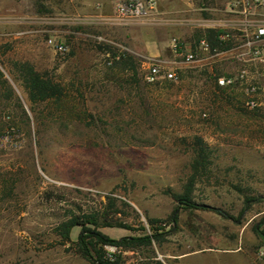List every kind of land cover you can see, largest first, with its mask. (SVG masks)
I'll list each match as a JSON object with an SVG mask.
<instances>
[{"label":"rangeland","instance_id":"1","mask_svg":"<svg viewBox=\"0 0 264 264\" xmlns=\"http://www.w3.org/2000/svg\"><path fill=\"white\" fill-rule=\"evenodd\" d=\"M202 1L225 6L231 0ZM262 2L249 3L258 20ZM112 3L0 2V264H97L77 245L60 243L55 227L62 220L96 213L113 223L99 227L110 237L150 233L147 219H167L177 205L172 195L189 186L197 207H178L176 223H159L160 244L104 249L121 264L153 258L176 264L173 255L205 249L223 264H239L229 256L237 246L244 264H264V106L243 104L248 83L264 84V62L251 59L242 28H229L228 48L208 51L197 46L208 27H183L167 30L164 39L170 47L179 38L196 59L174 57L175 81H148V66L159 61L146 50L144 33L155 25L111 24L105 17ZM49 37L68 51H55ZM123 51L133 57L134 79L114 64L113 54ZM15 61L47 73L65 96L31 102ZM243 67L247 82L222 84ZM193 135L208 145L210 164L190 184ZM245 197L256 199L245 203ZM80 229H71L73 241Z\"/></svg>","mask_w":264,"mask_h":264},{"label":"trees","instance_id":"2","mask_svg":"<svg viewBox=\"0 0 264 264\" xmlns=\"http://www.w3.org/2000/svg\"><path fill=\"white\" fill-rule=\"evenodd\" d=\"M224 30L222 28L209 27L206 28L200 37H204L209 42L210 48L226 49L228 45H223L224 41L219 39L220 34ZM113 60L115 65H120L122 69L131 70V77L137 75L133 57L127 53L119 52L113 54ZM15 70L18 72L24 86L27 90L28 97L31 102H41L47 99L60 100L65 96L66 91L64 86L59 82L54 81L47 73L40 72L35 69L34 65L29 61H15L13 62ZM2 76L0 72V77ZM5 86V81L2 82ZM191 147V168L192 173L189 178L190 184L194 183L198 177H202L209 171L210 164V149L206 142L200 135H193L192 142L189 143ZM190 187V186H189ZM187 187L182 194H173L174 200L177 202L172 213L168 216V221L172 223L177 222L178 207L194 208L197 207L196 203L191 199V189ZM252 197H245V203L255 200ZM218 213L223 216L229 217L226 213L216 209ZM167 219L163 218H148L147 222L151 228L150 233H144L141 235H127L120 238H113L108 236L99 230L101 226H113V223H106V221H100V217L96 213L90 214H75L72 213L70 217L62 220L56 227V234L60 237L61 244H75L77 245V251L84 257L92 259L97 264H121L120 257L116 252H108L104 249V246H113L116 249L131 250L140 246H150L153 242L161 243L163 233L159 231V223H165ZM80 226V232L77 240L73 241L70 238V231L73 227ZM119 227L131 229V226L125 223L116 225ZM109 253L110 257L106 258L105 254ZM143 264H163L158 259H152Z\"/></svg>","mask_w":264,"mask_h":264},{"label":"built area","instance_id":"3","mask_svg":"<svg viewBox=\"0 0 264 264\" xmlns=\"http://www.w3.org/2000/svg\"><path fill=\"white\" fill-rule=\"evenodd\" d=\"M163 0H114L112 5L111 15L105 17L109 22L116 24H135L146 23L156 21L159 16V4ZM254 4L260 5L263 0H252ZM229 10L243 15L252 14V9L249 8L242 0H233L228 5ZM254 26L246 24L244 31L246 32V40L244 45L248 48V52L251 59L264 62V23L257 24L252 27L251 31H248V27ZM229 28H222L224 31L220 34L219 39L222 41H228L233 37ZM47 43L58 52L68 51V46L65 42L56 39L55 37H49ZM197 46L204 50H210L209 42L206 38L201 37L197 41ZM170 48L175 57L182 58L185 62H192L196 59V50L186 47L179 38L174 37L171 39ZM145 78L148 81H154L158 79L177 80L178 75L174 66L167 67L160 62H153L148 66ZM249 80V71L246 67L238 70L236 75L231 78L223 79L222 84H229L235 81L241 83ZM246 98L243 104L248 109H258L264 106V84L259 85L257 83H248L245 88ZM106 258L110 257L109 253L105 254Z\"/></svg>","mask_w":264,"mask_h":264},{"label":"crops","instance_id":"4","mask_svg":"<svg viewBox=\"0 0 264 264\" xmlns=\"http://www.w3.org/2000/svg\"><path fill=\"white\" fill-rule=\"evenodd\" d=\"M233 1V0H231ZM231 1L226 2L225 6H221L217 3L206 4L202 0H163L159 4L160 16L156 21L151 22L154 24V28H148L144 33V39L147 41L146 50L149 55L156 58L161 64L171 67L176 62L175 55L171 51V48L167 45L164 35L167 30L173 31L174 29H181L183 27H235L245 28L246 24L252 25L258 20L256 16L252 14L243 15L229 10L228 5ZM249 8L250 0H242ZM1 2V0H0ZM114 2V0H113ZM217 2V0H216ZM113 5V3H112ZM111 5V12H112ZM12 12L16 8H12ZM13 16V14H12ZM14 21L18 22L20 16L13 18ZM12 20V21H13ZM4 22V12L0 5V27L1 23ZM116 24V23H111ZM138 24V23H135ZM124 25L125 27H132L133 24H116ZM112 26V25H111ZM252 27H248V31H251ZM178 31V30H177ZM170 48V54L166 52V48ZM230 258L235 259L236 263L244 264L243 255L239 252V248L236 246L235 249L231 250ZM176 259V264H198L201 261L215 259L217 264H223L219 261L218 255L210 253L207 249L199 251L184 252L181 254L173 255Z\"/></svg>","mask_w":264,"mask_h":264}]
</instances>
